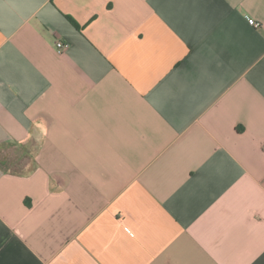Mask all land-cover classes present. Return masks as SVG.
<instances>
[{
  "label": "crops",
  "instance_id": "1",
  "mask_svg": "<svg viewBox=\"0 0 264 264\" xmlns=\"http://www.w3.org/2000/svg\"><path fill=\"white\" fill-rule=\"evenodd\" d=\"M0 264H264V0H0Z\"/></svg>",
  "mask_w": 264,
  "mask_h": 264
},
{
  "label": "built area",
  "instance_id": "2",
  "mask_svg": "<svg viewBox=\"0 0 264 264\" xmlns=\"http://www.w3.org/2000/svg\"><path fill=\"white\" fill-rule=\"evenodd\" d=\"M246 20H247L248 24L253 26V27H259L260 26V23L258 21H256L255 19H253L249 16H246ZM66 46H67V43L60 40V39H57L55 41V48H56L57 53H62Z\"/></svg>",
  "mask_w": 264,
  "mask_h": 264
},
{
  "label": "rangeland",
  "instance_id": "3",
  "mask_svg": "<svg viewBox=\"0 0 264 264\" xmlns=\"http://www.w3.org/2000/svg\"><path fill=\"white\" fill-rule=\"evenodd\" d=\"M10 151H12V150H10ZM16 157L18 158V156H17L15 153H11V154L9 155V157H6V158L9 159V161L7 160L8 162H13V163H14V162H15L14 159H15ZM21 158H22V157H21ZM14 164H15V163H14ZM14 167H15V169H17V170H18V169H22V168H23V169L26 168L25 166H18V165H15ZM27 168H28V167H27Z\"/></svg>",
  "mask_w": 264,
  "mask_h": 264
},
{
  "label": "trees",
  "instance_id": "4",
  "mask_svg": "<svg viewBox=\"0 0 264 264\" xmlns=\"http://www.w3.org/2000/svg\"><path fill=\"white\" fill-rule=\"evenodd\" d=\"M5 170V169H4Z\"/></svg>",
  "mask_w": 264,
  "mask_h": 264
}]
</instances>
